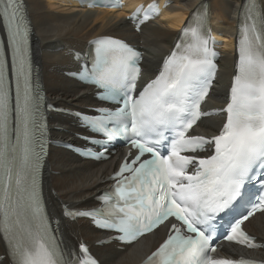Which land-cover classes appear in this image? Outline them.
I'll list each match as a JSON object with an SVG mask.
<instances>
[{
  "label": "snow or ice",
  "instance_id": "snow-or-ice-1",
  "mask_svg": "<svg viewBox=\"0 0 264 264\" xmlns=\"http://www.w3.org/2000/svg\"><path fill=\"white\" fill-rule=\"evenodd\" d=\"M88 6L120 5L89 0ZM141 11L130 17L137 30L151 18L145 12L138 20ZM242 15L234 74L225 106L218 110L222 123L210 137L188 134L210 114L201 111V104L216 76L205 15L181 30L180 42L138 95L139 53L111 37L93 42L95 62L84 75L102 90L105 100L122 106L100 109L99 117L77 116L109 137L130 133L137 154L120 164L112 177L113 189L98 197L100 208L80 211L65 206V216L91 218L98 227L118 233L115 239L123 243L169 222L167 238L144 264H264L218 257L211 244L217 217L242 202L254 171L264 170V0L260 6L245 0ZM0 23L7 35V44L0 46V238L7 245L5 256L10 264H98L83 242L79 254L64 245L41 196L40 170L48 144L45 112L53 106L46 105L33 83L30 25L21 0H0ZM110 122L118 123L109 128ZM166 133L172 139L165 156L160 146L168 139ZM209 146L210 155H199ZM243 207L245 211L228 222L223 239L248 249L264 247L242 228L255 213L264 212V191Z\"/></svg>",
  "mask_w": 264,
  "mask_h": 264
},
{
  "label": "bare ground",
  "instance_id": "bare-ground-1",
  "mask_svg": "<svg viewBox=\"0 0 264 264\" xmlns=\"http://www.w3.org/2000/svg\"><path fill=\"white\" fill-rule=\"evenodd\" d=\"M150 0H139L143 3ZM169 7L161 16L143 26L136 34L126 20L124 11L109 12L103 9H86L78 0H24L32 26V54L37 66V76L45 91L49 104L67 110L84 111L87 107L102 106L93 99V90L70 78L67 74L77 71L72 62L74 50H84L89 40L100 36L125 38L144 52L143 75L146 79L153 66L166 57L176 39V33L190 13L202 4L207 5L212 29L221 38H229L235 33L237 18L243 0H154ZM135 3V4H136ZM134 4V5H135ZM222 50L219 60V74L212 91L209 108L222 107L230 86L233 73L231 43ZM217 90V93H216ZM215 98L222 101L215 103ZM50 132L56 144H82L76 135L87 134L79 129L77 122L64 115L49 116ZM221 123L218 118L202 121L199 130L210 127L216 131ZM56 146V145H55ZM49 149L43 177L44 199L49 213L60 218L59 230L65 244L76 248L82 239L90 244L102 264H136L154 246L159 234L144 240L141 246L127 255L120 254L114 245L93 247L100 233L93 230L86 221L69 222L62 217L65 208L85 209L96 204L92 198L108 186L107 178L114 171V159L105 163L81 161L60 146ZM249 223L250 230L264 243V218ZM258 220V221H257ZM163 235V233L161 234ZM5 255V247L0 240V256ZM264 257V251L261 250ZM8 264L7 259L3 260Z\"/></svg>",
  "mask_w": 264,
  "mask_h": 264
},
{
  "label": "rangeland",
  "instance_id": "rangeland-1",
  "mask_svg": "<svg viewBox=\"0 0 264 264\" xmlns=\"http://www.w3.org/2000/svg\"><path fill=\"white\" fill-rule=\"evenodd\" d=\"M216 93H217V90H216Z\"/></svg>",
  "mask_w": 264,
  "mask_h": 264
}]
</instances>
